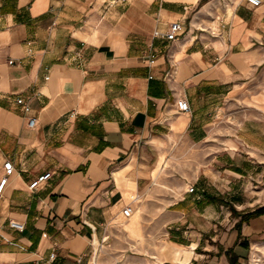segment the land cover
Segmentation results:
<instances>
[{"label":"crops","instance_id":"0c3cea01","mask_svg":"<svg viewBox=\"0 0 264 264\" xmlns=\"http://www.w3.org/2000/svg\"><path fill=\"white\" fill-rule=\"evenodd\" d=\"M174 21L178 39L154 36ZM7 160L15 170L0 193V264H97L111 219L127 199L149 197L165 161L181 174L166 181L179 191L170 218L197 212L216 190L240 198L251 180L264 205V0H0V181ZM132 204L122 230L137 247ZM263 229L264 214L242 237ZM228 238L221 264L246 248L238 229ZM162 251L153 257L181 259L178 244Z\"/></svg>","mask_w":264,"mask_h":264},{"label":"rangeland","instance_id":"374dc122","mask_svg":"<svg viewBox=\"0 0 264 264\" xmlns=\"http://www.w3.org/2000/svg\"><path fill=\"white\" fill-rule=\"evenodd\" d=\"M191 156L189 158H193L195 155ZM172 157V161L178 158V152H173ZM175 165L173 162L165 161L156 170L153 192L148 198L135 196L133 200L127 199V203L134 202L136 211L139 210L141 214L143 239L137 247L132 245L135 242L132 237L122 230L123 223H127L129 220L119 212L111 219L113 225L109 231L110 237L106 242L101 243L97 254H94L97 264H130L128 261L125 262L124 257L116 259L121 254L134 256V264H221L218 257L223 255L224 246L230 240L228 236L237 229V222L245 213L260 207L258 204L261 200L258 197H252L253 194L258 195V193L252 191L257 190L261 184L255 180L247 181V186H240V198L230 197L226 192L216 190L213 195L209 193V195H204V198L197 199L203 203L197 212L190 210L181 219L170 218L165 214V211L175 209L174 203H171L173 201L170 199L175 200V195H178L179 191L166 181L173 177L180 178L179 168L173 167ZM188 171V175L194 174L192 168H188ZM182 173L184 174V172ZM262 185L264 186V184ZM184 186L187 189L191 186L195 188L194 184L188 182ZM195 190L187 193H196ZM134 194L136 195V193ZM148 202H152V206L155 207L154 214L145 213L143 206ZM165 243L180 245L181 259L179 262L153 257V255L164 257L162 245ZM248 243L249 247L243 250L242 260L235 261V264H264V229L261 232L253 233ZM102 245L104 246L102 247ZM213 252L217 257L213 258ZM227 255L230 256L229 253ZM234 259L237 258L234 257Z\"/></svg>","mask_w":264,"mask_h":264},{"label":"built area","instance_id":"2783aa9c","mask_svg":"<svg viewBox=\"0 0 264 264\" xmlns=\"http://www.w3.org/2000/svg\"><path fill=\"white\" fill-rule=\"evenodd\" d=\"M251 5L253 6H259L262 3V0H247ZM183 26L179 21H174L170 24L169 29L167 32L162 33L158 30L154 32L155 37L162 36L166 38L169 41H175L178 39L179 34L182 33ZM11 63H13V60H10ZM18 103L23 104L25 107V110L27 111L29 109L28 104L23 98H18L17 99ZM177 108L180 111H188L190 109V104L186 99H178L177 100ZM37 124V119L36 117L32 116L29 117L28 119V126L30 128H34ZM4 169H5V175L0 181V193L2 192L8 178L10 175L13 174L15 167L13 165V162L11 160H7L4 162ZM52 173L47 172L44 174H41L34 178L29 187L32 190H36L37 188L41 187L49 178H51ZM195 190L194 186H191L190 188L187 189V192H193ZM133 202V201H132ZM132 202L127 203L123 208H122V215L125 219H128L132 216V214L135 212V207L133 206ZM10 225L13 228H16L18 230H23L24 229V224L17 221V220H12L10 221ZM52 257L55 256V254L51 255Z\"/></svg>","mask_w":264,"mask_h":264},{"label":"trees","instance_id":"16d2710c","mask_svg":"<svg viewBox=\"0 0 264 264\" xmlns=\"http://www.w3.org/2000/svg\"><path fill=\"white\" fill-rule=\"evenodd\" d=\"M263 214H264V205L254 209L250 212L245 213L241 217V219L237 222L236 227H237L238 232H239V238H241L240 244L243 245L244 247H246V248L249 247V243H248L247 239L242 237L243 225L248 223L252 218L263 215ZM228 253L230 254V256H229L230 263L235 264L236 259H234V257H233L232 249H229Z\"/></svg>","mask_w":264,"mask_h":264},{"label":"bare ground","instance_id":"6f19581e","mask_svg":"<svg viewBox=\"0 0 264 264\" xmlns=\"http://www.w3.org/2000/svg\"><path fill=\"white\" fill-rule=\"evenodd\" d=\"M255 253H256V251H255Z\"/></svg>","mask_w":264,"mask_h":264}]
</instances>
